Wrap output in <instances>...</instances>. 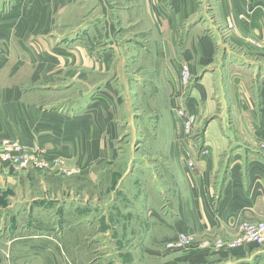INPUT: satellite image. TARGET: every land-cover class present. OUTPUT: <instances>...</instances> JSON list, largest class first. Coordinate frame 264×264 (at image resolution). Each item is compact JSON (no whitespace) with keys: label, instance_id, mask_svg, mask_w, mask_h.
Returning <instances> with one entry per match:
<instances>
[{"label":"crops","instance_id":"crops-1","mask_svg":"<svg viewBox=\"0 0 264 264\" xmlns=\"http://www.w3.org/2000/svg\"><path fill=\"white\" fill-rule=\"evenodd\" d=\"M0 137L115 183L87 203L85 264H264V244L211 246L264 222V0H0ZM21 172L0 160V264H79ZM110 203L133 242L106 241Z\"/></svg>","mask_w":264,"mask_h":264},{"label":"rangeland","instance_id":"rangeland-1","mask_svg":"<svg viewBox=\"0 0 264 264\" xmlns=\"http://www.w3.org/2000/svg\"><path fill=\"white\" fill-rule=\"evenodd\" d=\"M193 131H194L193 123H192L191 130L188 136L186 135L183 129V133L187 139L191 137V135L193 134ZM30 157L32 160L33 156L30 155ZM31 160H29V163L26 165L25 168H15V170L23 171L27 173V174L24 173L26 174L25 179L29 178V181H30V183L27 184V187L33 186L27 190L34 189L38 192L35 194H39L40 197H43V199H47L46 202H43L42 201L43 199L39 200L40 205L38 208V213L46 214L45 217H43L44 220H38L35 222L37 223L38 227H41L45 229L46 231H50V230H55V231L62 230L63 231V234L61 233V236L58 237V239L56 240L58 241L57 243L60 244L62 249L64 250L62 259L65 262L72 261L73 255L74 256L77 255L79 260H81V261H78L79 264H85V258H86V253H87L85 249L87 248L86 246L88 245V243L86 242L87 241L86 235H84L82 231H84L85 229L83 227L85 223V214L89 210L87 209V203L89 200H91V196L95 194L100 195V194L107 193V187L109 186V188H112L115 183L109 181L110 177H108L106 183L104 182V184H102L101 178L98 181V185L92 186V184L89 182L87 184L85 175H81L79 169H74L73 167H70L69 163L61 158H57L55 160H48L46 158L44 159V157H40L38 160H34V161H31ZM35 162H37V166L34 164ZM53 162H55L56 164L53 166H50ZM49 168H51V170ZM22 176L24 175L22 174ZM44 181H47L49 186L45 187V186H42V184H39V183H43ZM31 183H35V184H31ZM30 193L31 192L29 191V194ZM7 194L9 193H6L5 189H2L0 191V207H3L6 205L5 201L7 199ZM94 203L95 205H97L96 206L97 209L101 207L100 206L101 203H99V205L96 201ZM113 205L114 204L112 203L108 205V208H109L108 213L110 214L106 216V218L108 217V221L99 220L98 222L101 228L103 227H108V228L113 227L114 228V229H110L114 231V234H112L113 232L111 233L110 231V235L108 239L106 238V241L109 243V245L113 243L117 247L119 245H122L123 243L133 242L131 238L134 236L132 234L131 235L121 234V231L117 230V228L121 230V225L124 223V221L120 219L121 216L118 214V212L114 211L115 209L113 208ZM18 207L21 210L22 208L24 209L22 205H18ZM31 209H36V207H32ZM51 213H56L58 215L53 216V219H52L49 216V214ZM61 213H66V214H63V216H61ZM75 213L78 214V216H80V218H78L79 220H76L77 217H75L74 215L72 216L69 215V214H75ZM76 223L78 224L75 225ZM22 224L24 225L23 221L17 222V225H19L20 228L21 226H23ZM76 230L77 232L80 231L78 232L79 235L77 236L73 234ZM239 235L235 237L233 241L236 240L239 237ZM216 240L211 244V246L216 242ZM168 242L169 241H165L162 244V246L167 250H168V247L166 246ZM187 246H184L183 248ZM183 248H180V249H183ZM75 251H77V254L75 253ZM127 254L134 255L133 253H129V252H126L125 255ZM111 255L114 256L116 255V253L112 251ZM49 258L50 256L47 255L46 259H49ZM140 258L143 264H148L147 258L145 259L143 256H140ZM124 264H133V263L129 261L128 257H125Z\"/></svg>","mask_w":264,"mask_h":264},{"label":"built area","instance_id":"built-area-1","mask_svg":"<svg viewBox=\"0 0 264 264\" xmlns=\"http://www.w3.org/2000/svg\"><path fill=\"white\" fill-rule=\"evenodd\" d=\"M191 79L189 67L187 64H181L178 80L183 94L187 91L191 83ZM176 116L181 120L183 129L188 136L193 123V118L190 116L184 105H179V108L176 111ZM20 149L21 147L18 142L0 137V160L10 162L13 165V169L25 168L29 163V160H31V157L28 154L19 152ZM189 165H191V163H189ZM190 243V237L181 233L175 239L169 241L166 247H168V250H175L183 248ZM248 244H264L263 222H245L240 226V235L236 240L225 241L219 238L212 245V247L215 249H233ZM207 245L208 244H203L202 246L206 247Z\"/></svg>","mask_w":264,"mask_h":264}]
</instances>
